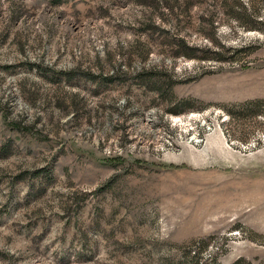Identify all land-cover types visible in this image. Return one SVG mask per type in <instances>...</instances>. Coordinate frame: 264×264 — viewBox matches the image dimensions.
<instances>
[{
	"label": "rangeland",
	"instance_id": "rangeland-1",
	"mask_svg": "<svg viewBox=\"0 0 264 264\" xmlns=\"http://www.w3.org/2000/svg\"><path fill=\"white\" fill-rule=\"evenodd\" d=\"M0 264H264V0H0Z\"/></svg>",
	"mask_w": 264,
	"mask_h": 264
}]
</instances>
